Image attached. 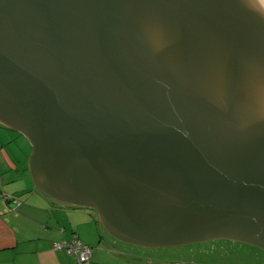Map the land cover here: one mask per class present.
Wrapping results in <instances>:
<instances>
[{
    "label": "water",
    "instance_id": "95a60500",
    "mask_svg": "<svg viewBox=\"0 0 264 264\" xmlns=\"http://www.w3.org/2000/svg\"><path fill=\"white\" fill-rule=\"evenodd\" d=\"M260 60L264 15L235 0H0V124L39 192L122 243L264 251V123L242 118Z\"/></svg>",
    "mask_w": 264,
    "mask_h": 264
},
{
    "label": "crops",
    "instance_id": "0c3cea01",
    "mask_svg": "<svg viewBox=\"0 0 264 264\" xmlns=\"http://www.w3.org/2000/svg\"><path fill=\"white\" fill-rule=\"evenodd\" d=\"M33 152L22 134L0 124V264H77L55 249L75 237L93 248L86 264H197L182 252H168L176 247L154 254L118 248L95 210L63 205L38 191L30 169Z\"/></svg>",
    "mask_w": 264,
    "mask_h": 264
},
{
    "label": "rangeland",
    "instance_id": "374dc122",
    "mask_svg": "<svg viewBox=\"0 0 264 264\" xmlns=\"http://www.w3.org/2000/svg\"><path fill=\"white\" fill-rule=\"evenodd\" d=\"M109 236L108 233H105ZM110 237V236H109ZM119 242V241H118ZM120 249L134 250L139 252L153 253L163 252L162 249H141L125 245L124 243H116ZM92 248V247H91ZM168 252H182V256L186 258L188 263L193 259L197 264H264V251L240 242L233 243L227 240H217L213 242H205L191 244L181 248H171ZM258 258L256 259L255 257Z\"/></svg>",
    "mask_w": 264,
    "mask_h": 264
},
{
    "label": "bare ground",
    "instance_id": "6f19581e",
    "mask_svg": "<svg viewBox=\"0 0 264 264\" xmlns=\"http://www.w3.org/2000/svg\"><path fill=\"white\" fill-rule=\"evenodd\" d=\"M235 2H237V6L238 5L240 7L247 6L250 9L258 10L260 13H262V15H264V0H235ZM241 9L242 8H240V9L237 8L236 12L241 14V15H245L246 17L249 16L248 14H246L244 9H243V11ZM234 14H236V13H234ZM200 20L201 19L199 18L198 22L200 24H202V27L206 30V28H207L206 23L203 20H202L203 21V23H202V22H200ZM203 28L198 26L195 21H189L185 27V30H186L185 33L188 35H191L195 40H196L197 36L202 37V39H198V41L203 42V44L201 43L202 45L209 44V45H207V47L209 46L213 53L218 52L217 51L218 48H220L221 50H224V49L228 50L229 48L236 47L234 45L229 44L227 41H225L226 45H224L223 42L221 43L217 37H215L216 41H211L208 37H205L201 33V31H204ZM207 32H209V30H207ZM185 37L186 36L184 35V42L186 45V40H185L186 38ZM203 38H205V40ZM207 39L210 40L211 42L208 43ZM186 47L188 48V46H186ZM241 64H245V62H241ZM259 64L262 68H264V60H260ZM248 70H249V68H248ZM255 78H256V76H255ZM256 81H257V84L255 85L256 86V93H255L256 99L252 100V99H247V97H246V99L243 98V99L247 100L248 103L247 102L246 103L248 105L245 106V108H246L245 111L246 110L247 111L242 118H243V120H245L246 123L251 124V125H254V124L256 125L258 123H264V76L257 77ZM214 95H215V93H214ZM215 97L218 99L219 103L223 102V100L220 97H218V96H215ZM249 101L252 104L254 103L256 110L253 111V109L249 108V103H250ZM225 106L229 108V106L227 104H225ZM233 111L236 115L238 113H242L239 110H233ZM245 111H243V112H245Z\"/></svg>",
    "mask_w": 264,
    "mask_h": 264
},
{
    "label": "built area",
    "instance_id": "2783aa9c",
    "mask_svg": "<svg viewBox=\"0 0 264 264\" xmlns=\"http://www.w3.org/2000/svg\"><path fill=\"white\" fill-rule=\"evenodd\" d=\"M16 206L20 203L15 201ZM55 249L58 251H65L72 256L77 264H85L92 258V249L90 246L84 244L81 240L75 237L71 242H61L55 244Z\"/></svg>",
    "mask_w": 264,
    "mask_h": 264
},
{
    "label": "trees",
    "instance_id": "16d2710c",
    "mask_svg": "<svg viewBox=\"0 0 264 264\" xmlns=\"http://www.w3.org/2000/svg\"><path fill=\"white\" fill-rule=\"evenodd\" d=\"M107 232V231H106ZM108 233V232H107ZM108 235L109 236H111L109 233H108ZM78 238V237H77ZM112 238V240H114L115 242H118V240H116V239H114L113 237H111ZM79 239V238H78ZM80 240V239H79ZM113 241V242H114ZM120 242V241H119ZM122 243V242H121ZM85 244V243H84ZM87 245V244H86ZM126 245V244H125ZM89 246V245H88ZM91 248V247H90ZM92 249V256H93V248H91ZM142 249V248H141ZM92 259V258H91ZM88 263V262H87ZM86 264V263H85Z\"/></svg>",
    "mask_w": 264,
    "mask_h": 264
},
{
    "label": "flooded vegetation",
    "instance_id": "af4514ba",
    "mask_svg": "<svg viewBox=\"0 0 264 264\" xmlns=\"http://www.w3.org/2000/svg\"><path fill=\"white\" fill-rule=\"evenodd\" d=\"M98 215V214H97ZM99 220H100V217L98 216ZM232 242V241H231ZM233 243H239V242H233ZM241 244V243H240Z\"/></svg>",
    "mask_w": 264,
    "mask_h": 264
}]
</instances>
